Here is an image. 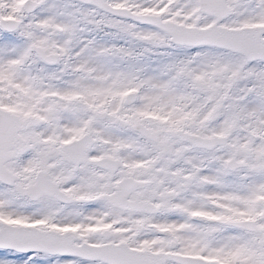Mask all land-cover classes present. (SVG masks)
<instances>
[{
    "label": "snow or ice",
    "instance_id": "6c2138e0",
    "mask_svg": "<svg viewBox=\"0 0 264 264\" xmlns=\"http://www.w3.org/2000/svg\"><path fill=\"white\" fill-rule=\"evenodd\" d=\"M0 264H264V0H0Z\"/></svg>",
    "mask_w": 264,
    "mask_h": 264
}]
</instances>
